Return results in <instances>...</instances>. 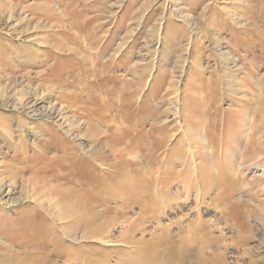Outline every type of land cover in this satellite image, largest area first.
Wrapping results in <instances>:
<instances>
[{"label": "rangeland", "instance_id": "rangeland-1", "mask_svg": "<svg viewBox=\"0 0 264 264\" xmlns=\"http://www.w3.org/2000/svg\"><path fill=\"white\" fill-rule=\"evenodd\" d=\"M0 264H264V0H0Z\"/></svg>", "mask_w": 264, "mask_h": 264}, {"label": "bare ground", "instance_id": "bare-ground-1", "mask_svg": "<svg viewBox=\"0 0 264 264\" xmlns=\"http://www.w3.org/2000/svg\"><path fill=\"white\" fill-rule=\"evenodd\" d=\"M238 119V118H237ZM207 150V149H206ZM205 156V155H204ZM187 163V162H186ZM187 175V174H186ZM174 178V177H173ZM166 180V179H165ZM169 181V180H168ZM155 186V185H154ZM76 194V193H75ZM24 198V197H23ZM82 204V203H81ZM81 207H83V206H81ZM80 206H79V208H81ZM130 244V243H129Z\"/></svg>", "mask_w": 264, "mask_h": 264}]
</instances>
